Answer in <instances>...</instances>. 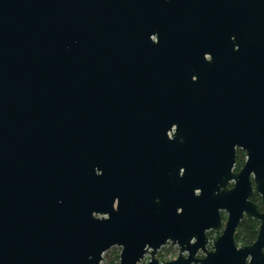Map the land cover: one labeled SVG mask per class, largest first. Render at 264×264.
Masks as SVG:
<instances>
[{
	"label": "water",
	"instance_id": "1",
	"mask_svg": "<svg viewBox=\"0 0 264 264\" xmlns=\"http://www.w3.org/2000/svg\"><path fill=\"white\" fill-rule=\"evenodd\" d=\"M251 175L264 0H0V264H264Z\"/></svg>",
	"mask_w": 264,
	"mask_h": 264
},
{
	"label": "flooded vegetation",
	"instance_id": "2",
	"mask_svg": "<svg viewBox=\"0 0 264 264\" xmlns=\"http://www.w3.org/2000/svg\"><path fill=\"white\" fill-rule=\"evenodd\" d=\"M206 58H208V56ZM171 130L173 132L174 131V127H172ZM170 134H171V131L167 132V136H170ZM246 158H247V155H246V152L245 151H243L241 148H235V162H234V165H233V168H232V172L233 173H237V172H239L241 170V168L243 167V165H244V163L246 161ZM238 164H239V166H238ZM250 181H251V186H252V194H251V196L249 197L248 200L251 201L255 205V207H256V209H257V211L259 213H262V212H264V202L262 201L261 196L259 194H257V193L254 192L253 175H251ZM232 185H233V181H230L228 187L231 188ZM220 217H221V221H222V226H224V223H225L226 217H227V213L225 211H220ZM244 221L247 222V225L248 224H251V223H256L257 224V232H258V227H259L258 220L257 219H254V218H249V217H247V216L244 215L243 219L240 221L239 225L237 226V228L235 230L234 240H235V234H236V232H238V227ZM206 235L208 237H211L212 236V233L211 232H207ZM256 235H257V233H256ZM236 245L237 246H245V245H239V244H236ZM247 245H249V244H247ZM263 251H264V248H263ZM199 256H202V254L199 253Z\"/></svg>",
	"mask_w": 264,
	"mask_h": 264
},
{
	"label": "rangeland",
	"instance_id": "3",
	"mask_svg": "<svg viewBox=\"0 0 264 264\" xmlns=\"http://www.w3.org/2000/svg\"><path fill=\"white\" fill-rule=\"evenodd\" d=\"M246 227V225H245ZM118 251H120L119 247H112L111 249H109L108 251H106L103 254V258L100 264H117L115 261H112L113 259V255L115 253H117ZM178 255V248L176 245H171L169 243H167L166 245H164L163 247H161L158 252H157V258L159 259V261L164 262V261H168L171 259H174L176 256ZM148 256L146 255L142 261L146 262L148 260Z\"/></svg>",
	"mask_w": 264,
	"mask_h": 264
},
{
	"label": "trees",
	"instance_id": "4",
	"mask_svg": "<svg viewBox=\"0 0 264 264\" xmlns=\"http://www.w3.org/2000/svg\"><path fill=\"white\" fill-rule=\"evenodd\" d=\"M256 233H257V224L251 223L247 225V222L244 221L238 227V232H236L235 234V242L236 244H239V245L250 244L254 241L256 237ZM118 260H119V251L113 255L112 261H115L117 263Z\"/></svg>",
	"mask_w": 264,
	"mask_h": 264
}]
</instances>
